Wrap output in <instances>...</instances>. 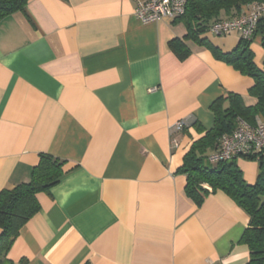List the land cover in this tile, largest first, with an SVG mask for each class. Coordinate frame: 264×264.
<instances>
[{
    "label": "crops",
    "instance_id": "0c3cea01",
    "mask_svg": "<svg viewBox=\"0 0 264 264\" xmlns=\"http://www.w3.org/2000/svg\"><path fill=\"white\" fill-rule=\"evenodd\" d=\"M137 1L28 0L0 20V191L29 181L40 154L64 161L7 252L16 264L248 262L246 211L206 183L197 206L177 169L212 127L214 100L256 103L253 80L185 38L182 19L139 21ZM199 38L227 52L241 37ZM250 49L264 70L259 37ZM182 118L193 121L172 133ZM234 163L253 184L259 162Z\"/></svg>",
    "mask_w": 264,
    "mask_h": 264
},
{
    "label": "trees",
    "instance_id": "16d2710c",
    "mask_svg": "<svg viewBox=\"0 0 264 264\" xmlns=\"http://www.w3.org/2000/svg\"><path fill=\"white\" fill-rule=\"evenodd\" d=\"M261 1L263 0H188L185 13L179 18L187 28L185 38L205 44L217 59L253 80L248 94L256 99V103L245 105L241 96L233 92L214 100L209 106L213 115L212 127L192 142L183 156L182 165L177 169L186 175L185 193L197 206L203 203L209 193L202 186L206 183L211 187L210 192L223 191L246 211L249 221L239 239L249 250L246 264H264V155L259 156L260 170L253 184L243 179L234 160L212 164L208 162L207 156L217 147L220 136L234 129L238 117L249 124H255L259 115L264 117V70L255 64L250 49V43L256 36L264 49V16L259 19L250 40L240 38L238 44L227 52H222L209 41L199 38V35L209 33L208 28L213 21L224 19L219 18L221 13L227 16L225 18H232L240 14L243 6ZM27 2L28 0H0V20L11 13L23 11ZM169 47L181 59L189 53L181 39L170 41ZM244 157L257 160L254 154ZM63 164L64 161L56 157L40 154L29 181L0 191V264H16L7 258V252L23 225L38 212L36 194L48 192L59 181L64 173Z\"/></svg>",
    "mask_w": 264,
    "mask_h": 264
},
{
    "label": "built area",
    "instance_id": "2783aa9c",
    "mask_svg": "<svg viewBox=\"0 0 264 264\" xmlns=\"http://www.w3.org/2000/svg\"><path fill=\"white\" fill-rule=\"evenodd\" d=\"M187 2L188 0H139L134 15L142 23L174 21L185 13ZM263 16L264 0L243 6L240 14L235 17L213 21L208 31L214 35L234 31L239 33L243 40H250L259 19ZM192 121V118L179 119L171 126L170 131L175 133L184 130ZM172 141L176 144L174 139ZM251 154L256 156L257 161L260 155H264V121L257 120L255 124H249L238 117L234 129L220 136L217 147L209 153L207 160L215 164Z\"/></svg>",
    "mask_w": 264,
    "mask_h": 264
}]
</instances>
